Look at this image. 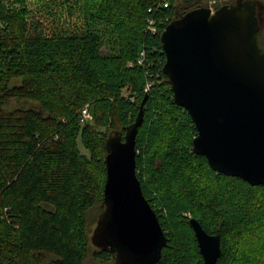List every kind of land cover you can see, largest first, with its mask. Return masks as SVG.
<instances>
[{"label":"trees","instance_id":"trees-1","mask_svg":"<svg viewBox=\"0 0 264 264\" xmlns=\"http://www.w3.org/2000/svg\"><path fill=\"white\" fill-rule=\"evenodd\" d=\"M168 1L0 0V264H118L91 234L107 141L124 139L146 96L136 169L168 237L156 264H205L192 218L221 234L216 264H264V186L194 152L195 123L163 72L164 29L206 0Z\"/></svg>","mask_w":264,"mask_h":264},{"label":"water","instance_id":"water-1","mask_svg":"<svg viewBox=\"0 0 264 264\" xmlns=\"http://www.w3.org/2000/svg\"><path fill=\"white\" fill-rule=\"evenodd\" d=\"M256 0H237L213 11L190 10L171 21L161 40L163 72L175 102L191 115L193 150L218 173L264 186V49ZM124 139L107 141L104 205L94 245L111 249L118 264H156L168 243L157 212L137 175V135L145 103ZM205 264H216L222 236L190 220Z\"/></svg>","mask_w":264,"mask_h":264},{"label":"built area","instance_id":"built-area-1","mask_svg":"<svg viewBox=\"0 0 264 264\" xmlns=\"http://www.w3.org/2000/svg\"><path fill=\"white\" fill-rule=\"evenodd\" d=\"M235 0H207L206 1V7L211 8L213 11L217 10L218 8H220L223 5H227V4H232L234 3ZM169 1L168 0H163V2H161L160 6H164V7H168L169 6ZM148 25H149V29L152 32H156L157 31V24H156V20L154 18H149L148 19ZM144 55V53H143ZM143 62V58L140 60V63ZM151 85L148 84L145 91L148 92L150 90ZM83 117L85 118H91V114L88 110V107L86 106L83 109Z\"/></svg>","mask_w":264,"mask_h":264},{"label":"rangeland","instance_id":"rangeland-1","mask_svg":"<svg viewBox=\"0 0 264 264\" xmlns=\"http://www.w3.org/2000/svg\"><path fill=\"white\" fill-rule=\"evenodd\" d=\"M207 1V0H206ZM205 5H206V2H205ZM260 24L262 25V21L260 20ZM19 81V80H18ZM17 82V81H16ZM151 89V88H150ZM149 92V91H148ZM25 104H27V105H29V103H25ZM46 205L48 206V207H50V208H53V206H52V204H49V203H46ZM98 212V211H97ZM97 212H96V214H97ZM97 226V222L94 224V228ZM93 234H94V232L91 234V244L93 245L94 244V241H93ZM93 248H95V247H93ZM86 264H98L97 262H95V261H92V259H89L88 261H87V263Z\"/></svg>","mask_w":264,"mask_h":264},{"label":"flooded vegetation","instance_id":"flooded-vegetation-1","mask_svg":"<svg viewBox=\"0 0 264 264\" xmlns=\"http://www.w3.org/2000/svg\"><path fill=\"white\" fill-rule=\"evenodd\" d=\"M235 1H237V0H235Z\"/></svg>","mask_w":264,"mask_h":264}]
</instances>
